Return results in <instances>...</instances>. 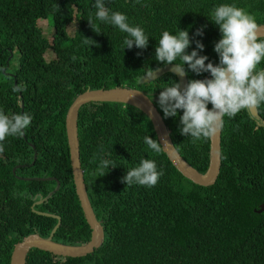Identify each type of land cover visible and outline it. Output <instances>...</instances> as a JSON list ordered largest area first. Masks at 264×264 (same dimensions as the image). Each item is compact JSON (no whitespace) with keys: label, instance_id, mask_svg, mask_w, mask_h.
<instances>
[{"label":"trees","instance_id":"obj_1","mask_svg":"<svg viewBox=\"0 0 264 264\" xmlns=\"http://www.w3.org/2000/svg\"><path fill=\"white\" fill-rule=\"evenodd\" d=\"M94 4L95 0H0V112L32 116L22 139L9 136L0 142L4 146L0 153V264H10L15 244L27 235H49L56 219L36 212L73 219L61 223L55 242L80 245L91 237L72 181L65 132V116L77 95L87 89L128 87L149 98L159 97L165 87L177 83L173 74L149 84L137 81L166 66L155 59L164 31L175 35L187 30L186 53L197 50L199 41L204 48L197 50L198 55L208 57L205 64L218 65L214 46L221 33L211 14L219 5L243 8L258 25H264V0H104L110 14H124L130 26L141 27L149 37L145 49L135 45L128 49L123 45L127 34L97 20ZM39 20H47L53 29L51 41L43 35ZM197 30L203 34L195 35ZM47 53L52 54L51 60ZM184 67L188 82L201 80L203 75ZM258 70H264V61ZM154 104L175 149L204 173L210 139L193 142L181 135L183 111L165 118L158 102ZM257 112L264 120V103ZM77 133L84 182L96 217L103 223L104 241L93 253L78 258L31 249L26 264H264V211L258 212L264 206V129L247 110L224 117L220 171L209 187L193 184L162 150L155 153L148 148L144 137L158 143L157 137L149 119L131 106L85 105L79 110ZM34 152L37 156L31 164ZM103 159L112 161L115 168L105 169L101 176ZM142 159L154 160L162 175L152 187L127 186L122 178ZM17 164L23 166L15 169ZM56 181L60 189L33 206L35 198H45Z\"/></svg>","mask_w":264,"mask_h":264},{"label":"clouds","instance_id":"obj_2","mask_svg":"<svg viewBox=\"0 0 264 264\" xmlns=\"http://www.w3.org/2000/svg\"><path fill=\"white\" fill-rule=\"evenodd\" d=\"M94 8L97 20L114 25L122 33L127 34L123 41L124 48L131 49L135 45L138 49H145L148 46L149 37L144 30L139 26H130L124 14L119 12L110 14V10L105 7L104 0H95ZM211 18L212 22L219 26L221 33V39L214 46V51L219 56L218 65L205 64L208 57L198 55L197 50L203 51L204 48L199 41H196L197 50L186 53L190 45L187 30H178L175 35L164 31L155 49L156 61L166 65H175L172 72L176 75L187 77L184 65H187L191 72L203 75L201 80H190L183 91L180 90L178 83L173 82L171 86L165 87L158 97V104L165 118L176 117L177 110L183 111V115L180 116L182 125L180 133L190 136L193 142L202 138L206 140L216 135L223 127L225 116L232 118L242 110L257 109L264 103V70H258V65L264 61V38H262L264 31L260 29L253 15L235 5L222 4L215 7ZM88 23L91 24V17ZM202 34V30H197L195 33L198 36ZM88 41L94 43L90 39H85L86 43ZM177 60L180 62L175 63ZM145 77L154 78L155 73L150 71ZM19 104L22 107V100ZM209 104L212 106L211 110L207 107ZM22 109L23 107L21 112ZM31 121L32 116L27 113L8 116L0 112V142L5 141L9 136H22L23 130L30 125ZM144 143L155 153L161 151L160 144L149 136L144 137ZM30 148L34 149V146L30 145ZM3 152L4 146L0 143V153ZM33 163L32 161L31 164ZM22 166H16L15 169ZM110 167L115 168L112 166V161L101 160L99 166V170L103 173L101 176L106 173L104 170ZM161 175L162 172L157 171L154 160L142 159L139 166L126 172L122 182L127 186L135 183L152 187L156 185ZM56 182L59 183L58 191L60 182ZM94 214L96 216L95 212ZM57 217L60 227L62 217Z\"/></svg>","mask_w":264,"mask_h":264},{"label":"water","instance_id":"obj_3","mask_svg":"<svg viewBox=\"0 0 264 264\" xmlns=\"http://www.w3.org/2000/svg\"><path fill=\"white\" fill-rule=\"evenodd\" d=\"M260 29L264 31V25H259ZM264 38V37H262ZM175 65H166L153 70L154 78L139 77L137 84H148L161 76L171 73L177 78V83L180 85V90L183 91L188 83L187 77H180L172 72ZM154 102H158V97L149 98V96L134 88L119 87L111 89H87L82 94L76 96L74 101L70 104L65 116V132L67 144L69 149V160L73 183L75 186V193L77 195L80 207L82 209L85 222L91 230V237L89 241L82 245H65L53 241L54 234L59 227V218L49 213L36 212L37 214L49 216L57 220V224L53 227L47 237H41L38 234H30L24 237L19 243L15 244L11 256L10 264H26V256L31 249H38L44 252H49L57 256L63 257H83L87 254L93 253L98 249L104 241V226L97 220L93 209L91 207L86 186L84 183L83 170L81 168L80 154H79V140L77 133V120L79 110L90 103H119L131 106L143 115H145L153 128L157 137V141L161 146L162 152L166 155L172 166L186 179L195 185L202 187H209L215 184L219 175L221 166V130L210 137L209 145V163L204 173H199L192 166H190L175 149L164 121L159 114ZM250 118L254 120L258 127L264 129V120L259 116L257 109L247 110ZM32 147V146H31ZM36 152L33 154V162L36 160ZM39 181L52 180L54 178H35ZM29 180V179H28ZM59 188V183L56 182V188L49 192L44 198L40 195L36 198L33 206L42 204L44 201L51 198L52 194ZM264 211V206L258 212Z\"/></svg>","mask_w":264,"mask_h":264},{"label":"rangeland","instance_id":"obj_4","mask_svg":"<svg viewBox=\"0 0 264 264\" xmlns=\"http://www.w3.org/2000/svg\"><path fill=\"white\" fill-rule=\"evenodd\" d=\"M38 26L41 28L43 35L49 41H51L53 29L50 27V24L47 22V20H39L38 21ZM73 29H74L73 26H70L68 28V33L70 34V36H72ZM46 57H48V59L51 60L52 59V54L51 53H47ZM36 198L38 199V197H36Z\"/></svg>","mask_w":264,"mask_h":264},{"label":"flooded vegetation","instance_id":"obj_5","mask_svg":"<svg viewBox=\"0 0 264 264\" xmlns=\"http://www.w3.org/2000/svg\"><path fill=\"white\" fill-rule=\"evenodd\" d=\"M21 108H22V107H21ZM21 139H22V136H21ZM19 156L21 157L22 154H20ZM19 160H20L19 157H17V158H16V161H19ZM16 166H22V164H20V165H16ZM66 221H68V222H74L73 219L70 218V217H62L61 222L65 223Z\"/></svg>","mask_w":264,"mask_h":264}]
</instances>
